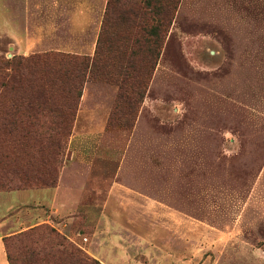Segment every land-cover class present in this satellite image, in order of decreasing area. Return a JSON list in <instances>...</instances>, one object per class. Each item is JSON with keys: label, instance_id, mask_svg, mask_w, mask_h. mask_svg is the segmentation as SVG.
Wrapping results in <instances>:
<instances>
[{"label": "rangeland", "instance_id": "rangeland-1", "mask_svg": "<svg viewBox=\"0 0 264 264\" xmlns=\"http://www.w3.org/2000/svg\"><path fill=\"white\" fill-rule=\"evenodd\" d=\"M108 1L0 0V105L9 111L22 89L2 84L12 72L3 61L99 59L58 161L44 162L51 149L17 154L15 143L0 144L8 155L0 175L13 186V170L51 167L57 178L47 187L31 175L0 190V214L13 206L3 234L41 224L15 263L264 264V0H179L157 35L144 0L115 1L104 27ZM122 7L136 12L133 21ZM128 65L143 93L130 111L118 86ZM41 83L28 74L31 92ZM23 120L28 131L0 138L22 136L30 148L49 137ZM59 184L79 189L70 210L49 215L48 206L33 205L32 189ZM26 247L41 254L28 259Z\"/></svg>", "mask_w": 264, "mask_h": 264}, {"label": "trees", "instance_id": "trees-1", "mask_svg": "<svg viewBox=\"0 0 264 264\" xmlns=\"http://www.w3.org/2000/svg\"><path fill=\"white\" fill-rule=\"evenodd\" d=\"M117 0H109L106 10V17L104 21V27H106L111 16V5L115 4ZM179 0H144L146 9H148L153 15L152 19L154 26L152 27V34L157 35L161 28L168 27L171 22V16L177 6ZM120 2L121 1H117ZM123 3V2H122ZM122 6L125 4H121ZM124 7V6H123ZM121 8V15L127 21H133L136 17V12L131 8ZM157 43L156 41H154ZM153 53L155 58H151V68L156 62V52ZM100 54L99 49L96 52ZM2 67L11 69V73H4L1 75L2 84L5 87L17 86L18 93L19 88L22 92L19 95L22 100L14 104L13 110L0 105V132L5 130L10 131H28L29 127L25 126L26 122L23 118H32V124L36 126L34 132L38 135L42 133H48V138L44 141L37 138L34 143H38L35 147H28L26 145L25 137H20L13 140H5L0 138V144L3 142H13L12 152L23 153L27 151L31 152L36 150L39 154L51 149V153L48 152L44 156L45 163H54L58 161V156L62 152V142L64 137L70 132V126L72 119L74 118L75 109L78 103V99L81 95V88L88 74L94 73L99 67V59L87 58L86 56H77L71 54H53V55H34L32 57L23 60L20 66L17 60H5L2 62ZM131 67L128 65L125 71L121 75L118 86L120 87V97L123 102L128 106V111L132 109L133 103L136 100L141 101L143 98L141 82L136 75H131L129 71ZM31 73L32 76L39 75L41 80V86L37 87L34 92L30 91L27 87V77ZM133 100V101H131ZM138 101V102H139ZM137 102V103H138ZM136 105V103H135ZM52 113V115H51ZM15 115L19 117L17 122ZM52 116V126L48 129L47 118ZM47 146V147H46ZM37 148V149H36ZM8 157V155L0 153V159ZM12 174H16L18 178L17 183L14 184L12 179H9L5 175H0V190H14L21 185L28 182L31 175L33 178H37V174L40 176L37 181L42 182V186L52 187L55 185L57 178L55 170L49 167L47 170L36 171L31 169H21L19 171H12ZM14 187V188H13ZM36 225L29 227L26 230L19 231L17 233L10 234L3 237V243L6 251V258L9 264H16V253H20L22 247L25 244H29L32 241L31 232L37 227ZM55 233L52 228L48 229L47 234L51 235ZM54 239L57 244L64 245L65 242L62 237H59L58 233L55 234ZM35 242V241H34ZM26 258L34 259L37 255L41 254L37 249L26 247ZM21 264H33L26 259V262ZM39 264V262H38Z\"/></svg>", "mask_w": 264, "mask_h": 264}, {"label": "crops", "instance_id": "crops-1", "mask_svg": "<svg viewBox=\"0 0 264 264\" xmlns=\"http://www.w3.org/2000/svg\"><path fill=\"white\" fill-rule=\"evenodd\" d=\"M79 136H74V138H77ZM12 192H18V191H12ZM20 192V191H19ZM22 192H29L27 190H23ZM32 192L36 195H33L36 199L32 202L33 205H45L50 208L49 215L55 214L60 215L68 210H70L74 206L75 199L77 198L79 194V189L77 188V185H74L73 187H70L68 185H61L59 184L55 188L48 190V189H32ZM2 196V195H1ZM2 198V197H0ZM13 198V197H12ZM22 203H27L25 201H22ZM13 206H7L6 207V215L0 214V264H9L8 260L6 258V251L3 243V237L5 235H10L13 233H17L19 231H11L7 234H3L2 232V226L4 223V219L7 218V216L11 213L10 209ZM3 215V217H2ZM33 225V224H32ZM25 226L24 228H26ZM31 226H28L29 228ZM24 230V229H23ZM21 231V230H20Z\"/></svg>", "mask_w": 264, "mask_h": 264}]
</instances>
